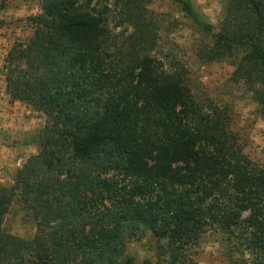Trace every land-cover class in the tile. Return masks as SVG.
Here are the masks:
<instances>
[{
	"label": "trees",
	"instance_id": "1",
	"mask_svg": "<svg viewBox=\"0 0 264 264\" xmlns=\"http://www.w3.org/2000/svg\"><path fill=\"white\" fill-rule=\"evenodd\" d=\"M176 1L213 34L201 58L242 52L233 80L264 112V0H228L217 33ZM151 2L42 0L32 37L8 53V94L47 121L38 153L0 185V264H135L127 241L145 231L165 240L157 264H193L187 246L211 232L264 264V166L227 106L197 100ZM17 201L37 220L31 238L4 229Z\"/></svg>",
	"mask_w": 264,
	"mask_h": 264
},
{
	"label": "rangeland",
	"instance_id": "2",
	"mask_svg": "<svg viewBox=\"0 0 264 264\" xmlns=\"http://www.w3.org/2000/svg\"><path fill=\"white\" fill-rule=\"evenodd\" d=\"M228 0H191L199 14L214 25L217 33L224 17ZM0 70L8 53L16 45L27 43L34 33L30 18L39 13L42 0H0ZM158 22L162 49L175 52L189 69V81L197 100L210 98L227 106L232 117V128L245 146V152L257 164L264 166V112L244 84L233 80V73L242 56L234 51L224 58L207 61L200 50L213 44V34L203 32L186 15L176 0H153L150 4ZM47 117L25 102L13 100L6 90V80L0 72V185L14 183L18 170L38 153ZM37 220L20 201L8 212L4 229L24 238L35 235ZM151 231L127 241L126 255L135 264H157L160 244ZM193 264H233L246 262L236 252L227 234L211 232L195 245L187 246Z\"/></svg>",
	"mask_w": 264,
	"mask_h": 264
}]
</instances>
